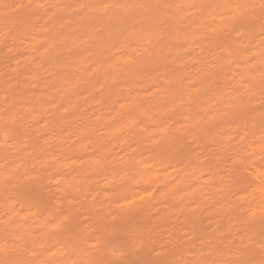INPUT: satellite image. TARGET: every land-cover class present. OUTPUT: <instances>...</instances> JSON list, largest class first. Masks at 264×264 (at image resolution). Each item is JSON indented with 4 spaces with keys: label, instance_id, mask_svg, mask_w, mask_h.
<instances>
[{
    "label": "rangeland",
    "instance_id": "374dc122",
    "mask_svg": "<svg viewBox=\"0 0 264 264\" xmlns=\"http://www.w3.org/2000/svg\"><path fill=\"white\" fill-rule=\"evenodd\" d=\"M158 1L0 0V260L264 264L262 0Z\"/></svg>",
    "mask_w": 264,
    "mask_h": 264
},
{
    "label": "snow or ice",
    "instance_id": "6c2138e0",
    "mask_svg": "<svg viewBox=\"0 0 264 264\" xmlns=\"http://www.w3.org/2000/svg\"><path fill=\"white\" fill-rule=\"evenodd\" d=\"M106 7L108 5H105ZM237 7H242L241 5H237ZM261 8L264 9V0H262L261 2ZM5 141H0V147H3L5 144ZM261 151L264 152V146H262ZM257 190L259 191V193L261 194L262 197V202H261V208H260V212H261V216L264 217V176H261L259 179V184L257 186ZM127 199V198H125ZM140 199H143V197H140ZM135 201L132 200H128V204H134ZM127 204H120L119 207L120 208H125L127 207ZM63 215V213H62ZM111 215V219L112 221H116L117 220V215L115 214H110ZM250 216L255 217L256 213L255 211H250L249 213ZM66 220H69V225H71V221L69 219V217H65ZM63 223V221H61V223H57L55 224V228L59 229L61 227V224ZM108 228L112 229L111 232V237L112 240L109 242H106L100 249L99 251H101L102 253L105 254V258L104 259H100V260H90L88 262V264H131V262L126 258L127 256V240L123 239L119 236V232H118V226L116 224H109L107 225ZM116 239H121L122 242L120 244H116L114 241ZM133 242L135 243V238H133ZM97 243H100L99 241ZM142 243V241H141ZM97 244L94 243L93 244V248H96ZM3 249H0V252H3ZM0 264H14L13 261L9 260V259H4V260H0ZM152 264H165L164 261H154L152 262ZM217 264H219V262H217Z\"/></svg>",
    "mask_w": 264,
    "mask_h": 264
},
{
    "label": "bare ground",
    "instance_id": "6f19581e",
    "mask_svg": "<svg viewBox=\"0 0 264 264\" xmlns=\"http://www.w3.org/2000/svg\"><path fill=\"white\" fill-rule=\"evenodd\" d=\"M161 1H162V3H163V0H160V2L158 1V3H161ZM164 1H165V0H164ZM167 1H168V0H167ZM240 1H241V0H240ZM243 1H244V0H243ZM246 1H247V0H246ZM165 2H166V1H165ZM165 2H164V3H165ZM170 2H172V0H171ZM237 2H238V0H237ZM241 2H242V1H241ZM94 3L96 4L97 2H94ZM164 3H163V4H164ZM238 3H240V2H238ZM74 4H75V3H74ZM90 4H91V3H90ZM240 4H241V3H240ZM242 4H243V2H242ZM242 4H241V6L244 5V4H243V5H242ZM139 5H142V4H139ZM204 5H205V4H204ZM208 5H210V4L208 3ZM100 6H101V5H100ZM92 7H93V6H92ZM94 7H96V6H94ZM165 7H166V6H165ZM97 8H98V7H97ZM162 8H163V7H162ZM163 10H164V8H163ZM163 10H162V11H163ZM162 11H161V13H164V12H162ZM206 11H207V10H206ZM159 12H160V11H159ZM192 12H193V11H192ZM184 13H185V12H184ZM203 13H204V12H203ZM185 14H186V13H185ZM189 14H190V13H189ZM157 15H158V13H157ZM161 15H162V14H161ZM187 15H188V14H187ZM187 15H186V16H187ZM194 15H195V14H193V16H194ZM201 15H202V13H201ZM205 15H206V14H204V16H203V15H202V16L205 17ZM80 16H81V15H80ZM131 16H133V14H132ZM154 16H155V15H154ZM184 16H185V15H184ZM184 16L181 15V16H179V17H181V19H183V20L185 21L186 19H184ZM193 16H192V19L194 18ZM196 16H197V13H196ZM196 16H195V17H196ZM202 16H201V20H203V19H202V18H203ZM206 16H207V15H206ZM83 17H84V16H83ZM182 17H183V18H182ZM188 17H189V16H188ZM188 17H186V18H187V20H188V22H189V18H188ZM190 17H191V16H190ZM208 17H209V15H208ZM208 17H207V18H208ZM211 17H212V16H211ZM93 18H94V17H93ZM99 18H100V17H98V18H96V19H99ZM197 18H198V16H197ZM197 18H195V19H197ZM199 18H200V16H199ZM209 18H210V17H209ZM79 19H80V18H79ZM91 19H92V18H91ZM74 20H75V19H74ZM76 20H77V19H76ZM99 20H100V19H99ZM99 20H98V21H99ZM187 20H186V21H187ZM190 20H191V19H190ZM193 20H194V19H193ZM81 21H83V20H81ZM109 21H110V20H109ZM96 22H97V20H96ZM188 22H185V23H188ZM191 22H192V20H191ZM194 22H195V21H194ZM83 23H84V22H83ZM111 23H112V22H111ZM111 23H109V24H111ZM147 23H148V22H147ZM151 23H152V22H151ZM151 23L148 24V25H151ZM98 24H99V23H98ZM100 24H101V22H100ZM98 26H99V25H98ZM111 26H112V24H111ZM151 26H152V25H151ZM151 26H147V27H150V28H148L147 30H148V32H150L149 35L152 36L153 31H150V30H152ZM103 27H104V26H103ZM145 27H146V26H145ZM147 27H146V28H147ZM78 28H79V27H78ZM108 28H109V27H108ZM194 28H195V27H194ZM194 28H193V29H194ZM149 29H150V30H149ZM195 29L197 30V28H195ZM69 30H70V29H69ZM90 30H91V28H90ZM141 30H142V29H141ZM141 30H138V29L132 28V29H131L132 36H135V35L137 36V35L139 34L138 31H140V33H142ZM178 31H179V30H178ZM178 31H177L176 33H180V31H179V32H178ZM146 32H147V31H146ZM148 32H147V33H148ZM71 33H72V32H71ZM74 33H75V32H74ZM137 33H138V34H137ZM182 33H183V34H181V38H183V36H184V38H186V36L188 35V33L186 32V33H187L186 36L184 35V32H182ZM193 33H195V32H193ZM97 34H98V32H97ZM80 35H81V34H80ZM177 36H180V34H179V35L177 34ZM66 38H67V37H66ZM175 38H177V37H175ZM179 38H180V37H179ZM179 38H178V39H179ZM171 43H172V42H171ZM169 45H170V44H169ZM168 48H170V46H169ZM66 58H67V57H66ZM67 59H68V58H67ZM61 61H62V60H61ZM134 74H135V73H134ZM82 75H83V74H82ZM59 81H60V80H59ZM171 95H172V94H171ZM171 100H172V99H171ZM173 101H174V100H173ZM175 102H176V101H175ZM151 104H152V103H151ZM173 104H174V103H173ZM149 105H150V103H149ZM166 105H167V104H166ZM166 105H165V106H166ZM159 106H160V104L157 106V110H159V109H158ZM176 106H177V104H176ZM170 107H171V106H170ZM155 109H156V107H155ZM174 109H175V108H174ZM157 110H156V111H157ZM156 111H155V112H156ZM189 113H190V112H189ZM189 113H188V115H189ZM190 114H192V113H190ZM187 117H188V116H187ZM108 118H109V117H108ZM183 118L185 119V117H183ZM109 119H110V118H109ZM189 120H190V119H189ZM104 121H105V120H104ZM109 121H110V120H109ZM107 122H108V121H107ZM110 122H111V121H110ZM102 123H103V122H102ZM122 123H124V122H122ZM122 123H121V124H122ZM105 125H106V124H105ZM110 127H111V126H110ZM107 128H108V127H107ZM117 129H118V128H117ZM81 141H82V140H81ZM77 148H78V147H77ZM73 151H76V150H73ZM102 156H103V155H102ZM104 159H107V158L105 157ZM106 161H107V160H106ZM106 161H105V162H106ZM90 163H91V161L89 162V164H90ZM107 164H108V163H107ZM107 164H106V166H107ZM87 165H88V164H87ZM106 166H105V168H107ZM102 167H103V166H102ZM108 167H109V166H108ZM105 168H103V169H105ZM141 168H142V167H141ZM143 170H144V169H143ZM117 173H118V172H117ZM117 173H116V174H117ZM258 173H259V171H258ZM141 174H142V173H141ZM147 174H148V173H147ZM154 174H155V173H154ZM119 175H120V174H119ZM261 176H264V174H262ZM82 178H83V177H82ZM154 178H155V177H154ZM159 178H160V177H159ZM125 179H127V178H125ZM142 179H144V178H142ZM147 179H148V178H146V180H147ZM151 179H153V178H151ZM256 179H258V181H259V178H256ZM112 180H113V179H112ZM112 180H111V181H112ZM120 180H121V178H120ZM139 180H141V179H139ZM149 180H150V179H149ZM153 180H154V179H153ZM115 181H116V180H115ZM115 181H114V182H115ZM143 181H144V180H143ZM157 181H158V180H157ZM157 181H156V182H157ZM258 181H256V182H258ZM145 182H146V181H145ZM112 183H113V182H112ZM112 183H111V184H112ZM114 184H115V183H114ZM134 184H135V183H134ZM137 184H138V183H137ZM139 184H140V183H139ZM255 184H256V183H255ZM257 184H258V183H257ZM171 186H172V185H171ZM257 186H258V185H257ZM257 186H256V187H257ZM112 187H113V186H112ZM169 190H170V188H169ZM143 195H144V194H143ZM169 195H170V193H169ZM170 196H171V195H170ZM5 244H6V243H5ZM2 245H3V246H6V245H4L3 243H2ZM2 245H0V247H1L0 249L3 248ZM6 249H7L6 247L3 248L4 251H6ZM7 250H8V249H7ZM4 251H3V252H4Z\"/></svg>",
    "mask_w": 264,
    "mask_h": 264
}]
</instances>
